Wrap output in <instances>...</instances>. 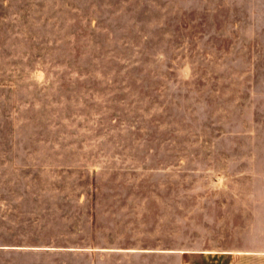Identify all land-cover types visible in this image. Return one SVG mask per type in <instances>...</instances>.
Returning a JSON list of instances; mask_svg holds the SVG:
<instances>
[{"label":"rangeland","instance_id":"374dc122","mask_svg":"<svg viewBox=\"0 0 264 264\" xmlns=\"http://www.w3.org/2000/svg\"><path fill=\"white\" fill-rule=\"evenodd\" d=\"M0 264H264V0H0Z\"/></svg>","mask_w":264,"mask_h":264}]
</instances>
